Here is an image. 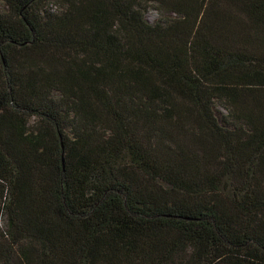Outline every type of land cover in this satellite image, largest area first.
<instances>
[{"label":"trees","instance_id":"obj_1","mask_svg":"<svg viewBox=\"0 0 264 264\" xmlns=\"http://www.w3.org/2000/svg\"><path fill=\"white\" fill-rule=\"evenodd\" d=\"M0 1V264H264V0Z\"/></svg>","mask_w":264,"mask_h":264},{"label":"rangeland","instance_id":"obj_2","mask_svg":"<svg viewBox=\"0 0 264 264\" xmlns=\"http://www.w3.org/2000/svg\"><path fill=\"white\" fill-rule=\"evenodd\" d=\"M6 6L4 4V2L0 1V12L5 10ZM146 18L147 20L152 23V24H156L159 23L161 21H163V19H173L176 18L175 14H162L159 11H157L156 9V4H152V6L149 8V10L146 11ZM220 112L224 113V110L222 108H218Z\"/></svg>","mask_w":264,"mask_h":264}]
</instances>
